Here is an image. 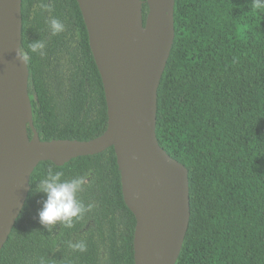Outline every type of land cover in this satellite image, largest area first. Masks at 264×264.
Instances as JSON below:
<instances>
[{"label":"trees","instance_id":"obj_1","mask_svg":"<svg viewBox=\"0 0 264 264\" xmlns=\"http://www.w3.org/2000/svg\"><path fill=\"white\" fill-rule=\"evenodd\" d=\"M41 2L22 5L35 127L45 141L98 137L109 124L108 104L79 1L43 0L50 11ZM52 17L65 25L56 36ZM175 32L156 132L189 170L191 218L176 264H264V9L254 0H176ZM38 40L44 56L29 52ZM49 167L62 179L88 177L79 199L97 206L71 229L57 223L49 232L38 221L46 195L36 187ZM123 185L113 146L63 165L41 161L0 264H136L137 218ZM81 240L87 251L69 247Z\"/></svg>","mask_w":264,"mask_h":264},{"label":"water","instance_id":"obj_2","mask_svg":"<svg viewBox=\"0 0 264 264\" xmlns=\"http://www.w3.org/2000/svg\"><path fill=\"white\" fill-rule=\"evenodd\" d=\"M108 104L106 131L45 141L35 127L29 66L18 59L23 0H0V251L41 161L63 165L114 147L137 218L136 264H176L191 218L189 170L157 137L158 89L175 40L176 0H78ZM29 127L33 136L29 134Z\"/></svg>","mask_w":264,"mask_h":264},{"label":"clouds","instance_id":"obj_3","mask_svg":"<svg viewBox=\"0 0 264 264\" xmlns=\"http://www.w3.org/2000/svg\"><path fill=\"white\" fill-rule=\"evenodd\" d=\"M257 9H264V0H254ZM41 10H51L48 3L42 2L38 5ZM35 16V9L33 11ZM49 30L52 36H56L65 30V25L58 18L52 17L49 20ZM29 52L39 56L46 55V43L43 40L31 42L28 45ZM28 55L23 49L18 52V59L26 62ZM62 171H54L49 167L46 175L37 184L36 192L46 195L42 201V207L38 210V221L49 232L59 223L64 228L71 229L75 222L84 218L86 213L92 212L96 208L95 202L87 205L79 199V194L84 191L88 184L87 175H77L71 179H62ZM69 247L74 251H87V244L81 240L76 243L69 242ZM41 264H44L41 261Z\"/></svg>","mask_w":264,"mask_h":264}]
</instances>
